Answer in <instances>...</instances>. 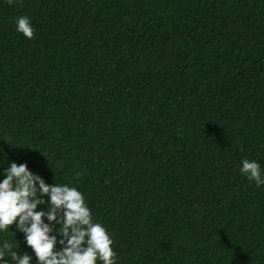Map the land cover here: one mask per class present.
Here are the masks:
<instances>
[{"label": "trees", "instance_id": "1", "mask_svg": "<svg viewBox=\"0 0 264 264\" xmlns=\"http://www.w3.org/2000/svg\"><path fill=\"white\" fill-rule=\"evenodd\" d=\"M243 158L264 170V0H0V171L77 187L117 264H264Z\"/></svg>", "mask_w": 264, "mask_h": 264}, {"label": "clouds", "instance_id": "2", "mask_svg": "<svg viewBox=\"0 0 264 264\" xmlns=\"http://www.w3.org/2000/svg\"><path fill=\"white\" fill-rule=\"evenodd\" d=\"M15 31L32 39L30 18L17 16ZM239 171L256 187L264 185V170L256 160L241 159ZM9 229L23 235L28 250L21 253L20 247L0 240V264H117L111 234L93 220L83 193L66 183L49 184L14 160L0 171V233Z\"/></svg>", "mask_w": 264, "mask_h": 264}]
</instances>
